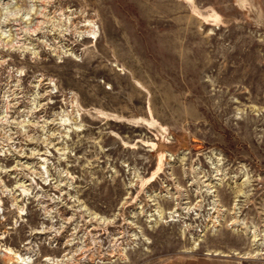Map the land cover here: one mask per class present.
Returning <instances> with one entry per match:
<instances>
[{
  "label": "rangeland",
  "instance_id": "374dc122",
  "mask_svg": "<svg viewBox=\"0 0 264 264\" xmlns=\"http://www.w3.org/2000/svg\"><path fill=\"white\" fill-rule=\"evenodd\" d=\"M31 1L0 0V250L264 264V0Z\"/></svg>",
  "mask_w": 264,
  "mask_h": 264
},
{
  "label": "bare ground",
  "instance_id": "6f19581e",
  "mask_svg": "<svg viewBox=\"0 0 264 264\" xmlns=\"http://www.w3.org/2000/svg\"><path fill=\"white\" fill-rule=\"evenodd\" d=\"M31 1V0H30ZM34 1V0H33ZM32 2V1H31ZM33 10V9H32ZM2 13H8L7 16H19L20 14V7L16 4H11V3H7L2 9H1ZM31 12V10H30ZM29 12V13H30ZM34 12V11H33ZM32 12V14H33ZM1 14V13H0ZM29 14H26L25 16L28 17ZM31 15V14H30ZM32 16V15H31ZM6 17V16H5ZM5 17L2 18V16H0V27L3 21H5ZM17 18V17H16ZM9 19V18H8ZM25 21V20H24ZM27 21V19H26ZM31 21V20H30ZM87 26H91V22L89 21L87 24ZM3 32V31H2ZM88 33H90V37L91 38H95L96 36V32L95 30H88ZM4 34V33H3ZM2 34V35H3ZM5 35V34H4ZM6 37V35H5ZM4 38V37H3ZM5 39V38H4ZM1 202V200H0ZM253 232V231H252ZM0 253H2L4 256L7 257L8 260V264L13 263V260L17 263H21V264H34V259H35V255L29 254V255H23L18 253V251L16 252L15 250H13L12 248H3L0 250ZM44 261H48V264H54L55 263V259L50 258V257H46L44 259Z\"/></svg>",
  "mask_w": 264,
  "mask_h": 264
}]
</instances>
